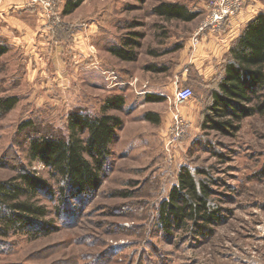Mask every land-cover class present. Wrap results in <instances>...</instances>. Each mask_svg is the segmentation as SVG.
<instances>
[{
    "label": "rangeland",
    "instance_id": "obj_1",
    "mask_svg": "<svg viewBox=\"0 0 264 264\" xmlns=\"http://www.w3.org/2000/svg\"><path fill=\"white\" fill-rule=\"evenodd\" d=\"M10 1L11 18H0L10 28L0 33L7 48L0 98L19 103L0 117V182L29 172L53 194L46 188L37 194L39 206L50 209L43 218L48 232L40 220L0 236V264H264V112L257 108L264 107V86L243 104L257 113L218 120L230 121L227 129L208 122L229 58L200 45L230 23L200 31L216 0H83L71 13L67 6L78 0ZM163 4L200 15L191 23L169 21L157 12ZM39 28L43 46L28 47ZM127 41L135 43L127 48L136 56L130 62L110 53ZM183 88L194 96L180 104ZM117 96L126 106L109 114L123 126L103 182L89 194L67 187L63 193L65 184L31 160V141L68 137L72 115L99 117ZM149 114L160 123L148 121ZM183 168L210 186L212 208L220 211L202 233L192 225L170 232L161 225L162 204Z\"/></svg>",
    "mask_w": 264,
    "mask_h": 264
},
{
    "label": "trees",
    "instance_id": "obj_2",
    "mask_svg": "<svg viewBox=\"0 0 264 264\" xmlns=\"http://www.w3.org/2000/svg\"><path fill=\"white\" fill-rule=\"evenodd\" d=\"M83 0L68 5L66 13L74 11ZM157 12L167 20L186 23L195 21L200 14L190 12L178 5L163 4ZM134 42L127 41L126 47L112 48L110 53L120 61L130 62L136 59L132 50ZM7 53V48L0 45V58ZM167 71L163 68L162 71ZM264 86V14L250 21L242 35L234 43L227 60L224 77L213 93L214 105L211 108L210 121L217 127L227 129L231 122H219L229 117L241 119L243 115H253L243 104H250L257 98ZM150 100H159L151 97ZM19 99L17 97L0 98V117L12 111ZM126 106L123 96H117L106 103L102 115L87 118L72 115L69 122L70 134L66 138L43 136L31 141L30 157L41 161L53 179L63 183L62 192L74 190L76 194H89L103 182L104 166L111 155L117 131L123 126L121 118L110 115L111 111H120ZM263 113V105H258ZM252 112L250 114V112ZM148 121L160 123L156 114L147 115ZM30 122L27 124L30 126ZM212 127V126H211ZM43 179L29 172L18 178L0 182V236H8L9 231H26L32 229L34 222L42 221L50 213L47 207L38 204L37 194L40 189L48 187ZM50 194H53L50 191ZM210 186L198 181L188 168H183L168 202L162 204L160 221L163 228L170 232L188 225L197 227L198 232H205L206 224L219 219V210L212 208ZM58 210V209H57ZM44 222V220L42 221ZM44 222L42 232H48ZM37 232V231H36Z\"/></svg>",
    "mask_w": 264,
    "mask_h": 264
},
{
    "label": "crops",
    "instance_id": "obj_3",
    "mask_svg": "<svg viewBox=\"0 0 264 264\" xmlns=\"http://www.w3.org/2000/svg\"><path fill=\"white\" fill-rule=\"evenodd\" d=\"M10 0H0V18L6 20L7 18H11V10L13 9V6H11ZM248 7L247 10L242 12L237 18L230 21V23L221 29V32L214 37V34H210L209 37H206L203 44H200L202 49L205 48L206 54H220L225 55V59H227V56L230 54V50L234 43L238 40L239 36H241V30L246 27V25L255 19L258 15L264 13V4L262 1L258 0H248ZM22 29H25V25L21 26ZM10 30L9 26L6 24H0V33L2 31H8ZM31 30V29H30ZM242 30V31H243ZM32 31V30H31ZM224 31L225 33H222ZM35 32L37 34H35ZM35 35L36 37H34ZM37 35H40V28L35 31L34 33L29 37L27 41V46H37L44 44L42 42H39L37 40ZM2 46V44L0 43ZM43 46V45H42ZM38 56V54H36ZM229 59V58H228ZM205 70V73H208L209 68L201 69V71ZM185 75V74H184ZM183 75V77H184ZM207 75V74H204Z\"/></svg>",
    "mask_w": 264,
    "mask_h": 264
},
{
    "label": "built area",
    "instance_id": "obj_4",
    "mask_svg": "<svg viewBox=\"0 0 264 264\" xmlns=\"http://www.w3.org/2000/svg\"><path fill=\"white\" fill-rule=\"evenodd\" d=\"M244 3L245 0H216L210 14L200 28V31L220 29L228 21H232L235 17L241 14ZM193 96L194 93L191 89L183 88L177 93L176 102L180 104L186 103L190 101ZM175 123V130L181 135L183 133V129H181L183 126H180L178 118H176Z\"/></svg>",
    "mask_w": 264,
    "mask_h": 264
}]
</instances>
